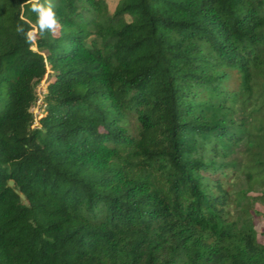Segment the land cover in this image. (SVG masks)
<instances>
[{"label":"trees","instance_id":"obj_1","mask_svg":"<svg viewBox=\"0 0 264 264\" xmlns=\"http://www.w3.org/2000/svg\"><path fill=\"white\" fill-rule=\"evenodd\" d=\"M54 4L0 0V264H264V0Z\"/></svg>","mask_w":264,"mask_h":264},{"label":"clouds","instance_id":"obj_2","mask_svg":"<svg viewBox=\"0 0 264 264\" xmlns=\"http://www.w3.org/2000/svg\"><path fill=\"white\" fill-rule=\"evenodd\" d=\"M25 5H30L31 12L36 15L34 25L31 21H24L29 24L27 30L24 23L16 26V32L23 35L27 42H35L37 34L42 36L47 32L55 33L57 31L58 20L54 0H25ZM21 20H24L23 16H21Z\"/></svg>","mask_w":264,"mask_h":264},{"label":"rangeland","instance_id":"obj_3","mask_svg":"<svg viewBox=\"0 0 264 264\" xmlns=\"http://www.w3.org/2000/svg\"><path fill=\"white\" fill-rule=\"evenodd\" d=\"M120 0H108L109 3V8L110 11L112 12L116 5L118 4ZM56 34L59 33V26L57 31L55 32ZM47 76L38 84L39 91L41 92V95L43 96L44 91L47 90ZM38 91V92H39ZM42 96H40V98H42ZM43 103L41 104H34L32 106V110L33 112H35L36 115H38L37 120L40 119L41 117V113L42 115L45 114V111H43ZM39 124V121H35L34 126H37ZM264 190V186H257L256 189L254 190L256 194V192L258 193L259 191ZM252 214H253V221H254V225L256 228V232L258 234V237L260 239V241L264 242V204L261 202H257L255 203L253 209H252Z\"/></svg>","mask_w":264,"mask_h":264},{"label":"built area","instance_id":"obj_4","mask_svg":"<svg viewBox=\"0 0 264 264\" xmlns=\"http://www.w3.org/2000/svg\"><path fill=\"white\" fill-rule=\"evenodd\" d=\"M38 87V86H37ZM40 88V87H39ZM39 88H37L36 90H37V100H36V104H41V103H43V111H45V108H46V103H45V100H44V98H45V96H46V93H47V90H45L44 91V94H43V96L41 95V92L39 91ZM39 91V92H38ZM40 96H42V98H40ZM31 111L33 112V110L31 109ZM33 114H34V117H35V121H39V120H37V117H38V115H36L35 114V112H33ZM41 115V117H43L44 115H42V113L40 114ZM40 117V118H41Z\"/></svg>","mask_w":264,"mask_h":264},{"label":"water","instance_id":"obj_5","mask_svg":"<svg viewBox=\"0 0 264 264\" xmlns=\"http://www.w3.org/2000/svg\"><path fill=\"white\" fill-rule=\"evenodd\" d=\"M10 184H11V185H14V182H13V181H10ZM22 197H24V195H22Z\"/></svg>","mask_w":264,"mask_h":264}]
</instances>
